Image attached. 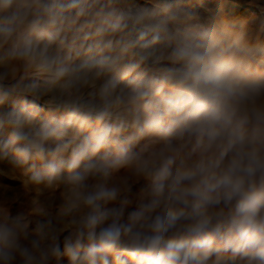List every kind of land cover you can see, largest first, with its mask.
I'll return each instance as SVG.
<instances>
[{
	"label": "clouds",
	"instance_id": "obj_1",
	"mask_svg": "<svg viewBox=\"0 0 264 264\" xmlns=\"http://www.w3.org/2000/svg\"><path fill=\"white\" fill-rule=\"evenodd\" d=\"M0 175V264H264V0H0Z\"/></svg>",
	"mask_w": 264,
	"mask_h": 264
},
{
	"label": "rangeland",
	"instance_id": "obj_2",
	"mask_svg": "<svg viewBox=\"0 0 264 264\" xmlns=\"http://www.w3.org/2000/svg\"><path fill=\"white\" fill-rule=\"evenodd\" d=\"M243 14L247 15L248 12L245 11ZM11 183H12V181L8 177L0 175V185H8V184H11Z\"/></svg>",
	"mask_w": 264,
	"mask_h": 264
}]
</instances>
